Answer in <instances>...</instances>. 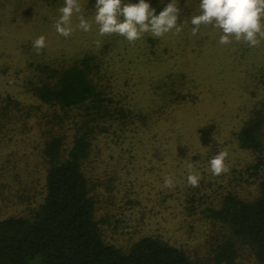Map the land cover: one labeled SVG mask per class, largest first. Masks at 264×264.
Here are the masks:
<instances>
[{
    "label": "rangeland",
    "instance_id": "rangeland-1",
    "mask_svg": "<svg viewBox=\"0 0 264 264\" xmlns=\"http://www.w3.org/2000/svg\"><path fill=\"white\" fill-rule=\"evenodd\" d=\"M63 2L0 0V105L9 95L21 111L31 110L29 116L13 109L0 117V218L28 215L40 203L45 131L58 126L24 81L38 62L65 64L92 54L108 94L131 110L124 124L97 134L85 164L104 240L127 250L144 235L158 236L207 261L215 244L231 234L205 217L204 208L217 207L227 192L245 200L258 194L259 174L251 176L249 168L256 154L239 147L236 133L252 117L264 120V40L250 47L233 37L221 45L220 30L205 25L192 36L199 0H178V23L184 24L178 35L145 33L134 43L118 34L101 36L95 0H79L91 30L77 28L65 38L54 28ZM78 22L74 13V28ZM40 35L46 46L37 54L33 41ZM75 112L69 113L73 119ZM70 121L63 125L67 141ZM261 135L264 140V121ZM220 151H227L230 171L214 176L209 159ZM189 165L201 176L198 187L187 183ZM166 176L174 188L163 186ZM236 243L235 264H259L247 244Z\"/></svg>",
    "mask_w": 264,
    "mask_h": 264
},
{
    "label": "trees",
    "instance_id": "trees-1",
    "mask_svg": "<svg viewBox=\"0 0 264 264\" xmlns=\"http://www.w3.org/2000/svg\"><path fill=\"white\" fill-rule=\"evenodd\" d=\"M166 3L152 0L150 5L159 12ZM100 68L97 57L82 54L65 64L38 62L32 68L34 76L24 81L31 95L52 110L48 121L58 126L45 131L40 203L28 215L0 218V264H235L237 241L247 244L255 260L264 264V120L257 116L240 127L236 138L239 147L256 154L249 168L251 176L259 174L258 194L245 200L227 192L217 207L204 208L205 217L221 223L231 234L215 244L207 261L192 258L158 236L144 235L127 250L104 240L95 217L94 183L85 164L97 134L124 124L131 110L108 94ZM177 95L185 97L179 91ZM1 101L0 117L20 110L19 101L9 95ZM70 111H76L75 119ZM19 112L29 116L31 110ZM65 121L73 124L69 141L63 130Z\"/></svg>",
    "mask_w": 264,
    "mask_h": 264
},
{
    "label": "clouds",
    "instance_id": "clouds-1",
    "mask_svg": "<svg viewBox=\"0 0 264 264\" xmlns=\"http://www.w3.org/2000/svg\"><path fill=\"white\" fill-rule=\"evenodd\" d=\"M94 23L98 25L101 36L118 34L125 37L129 43L150 33L153 38H161L173 32L179 34L184 24L178 23L180 7L178 0H169L159 12L148 0H95ZM199 14L191 17V35L196 36L201 25L212 26L220 30L218 43L229 45L234 37L237 42H244L250 47H256L264 40V0H199ZM60 16L54 24L55 31L67 38L77 28L88 32L91 24L86 19L79 0H64L59 8ZM78 15V24L72 25L73 14ZM46 46V38L40 35L33 41V48L39 54ZM227 151H220L209 159L212 175L219 176L230 171L225 164ZM187 183L198 187L201 176L189 165ZM165 188L175 187L171 176L164 178Z\"/></svg>",
    "mask_w": 264,
    "mask_h": 264
}]
</instances>
